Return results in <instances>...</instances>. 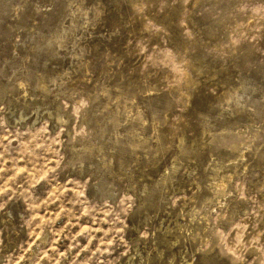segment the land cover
Instances as JSON below:
<instances>
[{
	"label": "rangeland",
	"instance_id": "1",
	"mask_svg": "<svg viewBox=\"0 0 264 264\" xmlns=\"http://www.w3.org/2000/svg\"><path fill=\"white\" fill-rule=\"evenodd\" d=\"M0 264H264V0H0Z\"/></svg>",
	"mask_w": 264,
	"mask_h": 264
},
{
	"label": "bare ground",
	"instance_id": "2",
	"mask_svg": "<svg viewBox=\"0 0 264 264\" xmlns=\"http://www.w3.org/2000/svg\"><path fill=\"white\" fill-rule=\"evenodd\" d=\"M223 184V183H222Z\"/></svg>",
	"mask_w": 264,
	"mask_h": 264
}]
</instances>
